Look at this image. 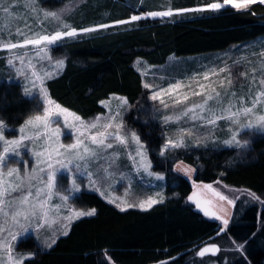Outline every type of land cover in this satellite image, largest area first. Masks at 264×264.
<instances>
[{"label": "trees", "instance_id": "trees-1", "mask_svg": "<svg viewBox=\"0 0 264 264\" xmlns=\"http://www.w3.org/2000/svg\"><path fill=\"white\" fill-rule=\"evenodd\" d=\"M156 1L144 0L137 7L125 0H86L73 12L85 9V17L74 27L82 29L128 19L137 12L159 9ZM171 1L173 9L213 2ZM102 11L105 16H101ZM64 19L70 20L71 16ZM55 30V24L50 26L49 32ZM260 35H264V5L256 3L239 11L226 7L113 25L51 45L52 59H63L64 65L45 82L49 96L82 118L104 113L100 101L110 94L125 96L129 103L126 120L138 130L153 170L165 176V198L146 211H121L100 195L82 191L74 198V205L95 208L96 214L74 221L68 235L59 236L48 250H42L31 235L20 240L17 251L35 254L24 264H108L105 254L114 264H264V205L247 195L229 193L235 204L225 228L220 220L194 207L188 200L192 183L174 172L175 163L183 161L196 168L198 181L220 183L264 198V133L255 135L239 156L232 147L177 149L159 155L162 128L159 122L148 118L145 108L150 106L149 90L143 87L142 76L134 67L139 58L162 65L171 55L222 51ZM40 110L38 100L26 97L19 82L0 81V120L6 125L17 127ZM221 228L225 231L219 232ZM210 242L219 244V253L198 256ZM240 244L244 245L242 250L238 248Z\"/></svg>", "mask_w": 264, "mask_h": 264}, {"label": "rangeland", "instance_id": "rangeland-1", "mask_svg": "<svg viewBox=\"0 0 264 264\" xmlns=\"http://www.w3.org/2000/svg\"><path fill=\"white\" fill-rule=\"evenodd\" d=\"M85 1L86 0H60L55 3V0H47L46 4H41L39 0H31V3H29V0H0V81L8 80L19 82L23 94L29 98H36L40 103L41 110L37 114H42L45 106L54 112L58 111L56 105L65 108L49 96L45 87V82L49 79L45 76V73H55V75H57L63 68L62 66L57 72L54 67L56 60L52 59L50 55V46L56 42L53 44L42 42L40 45H26L23 48L11 50H8L4 46L12 43L22 44L25 39H37L39 36L52 35L57 30L63 31L75 28L74 24L85 17V9H78L76 14L73 12ZM125 1H131V3L134 2L133 5H136L137 7L144 2V0ZM171 3V0L170 2L169 0H157L155 4L160 8L149 11L166 10L168 7H171ZM93 4L95 5L96 2H93ZM200 6L203 5L190 8ZM33 8H35V11H33ZM4 9H7L8 11L5 12ZM41 9L61 12L62 20L64 24L68 26V29L58 25L56 20H46ZM140 13L142 12H137L135 14ZM68 15L71 16V19H64ZM101 16H105L104 11L101 12ZM149 19L167 18L157 17ZM53 24H55L56 30L51 33L49 32V29ZM103 24L113 25V22ZM262 45H264V35H260L249 42L231 46L222 51L184 57L171 55L168 57L167 62L162 65L151 64L140 58L135 61L134 67L141 74L143 85L144 83H150L158 87H167L169 82L175 83L176 81H181L185 87L179 90L180 94L187 93L189 95V99L183 104L177 105L175 108L170 107L164 109L159 104V101H153L150 99L152 91L157 89H148L150 106H148L147 109L145 108V111L148 114V118L154 122H159L162 128L161 136L163 141L160 146L159 155H161L163 145L168 139L171 138L176 140L178 138L179 129L181 128L191 129L193 135L191 137L186 136L185 143L187 146L180 149H220L224 147H232L237 149V156H239L238 154L241 150H245L249 146L250 141L255 135L264 133V130L241 127L242 125H247L249 121L255 122L258 116L264 115V96H261L253 112L247 115L241 113L237 117V122L235 123L228 119H220L216 121L215 125H208L206 121L211 117L207 110L202 113L205 117L203 120L193 121L184 117L179 121L173 120L169 123H165L163 119L165 116L178 115L185 107L203 103L208 95L215 96V92L221 94L220 102L217 103L215 99L210 100L206 108L213 109L216 116L226 117L228 113L223 111V109L228 108L230 103L233 112L242 107H251L252 101L256 99L257 94L264 93V84L260 83L261 80H264V57H261L260 55ZM37 53H40V55H37ZM19 57H22L23 59L21 60ZM9 59L13 60L11 65L8 63ZM221 68H224L225 71L220 72L219 70ZM213 69H215V74H211V70ZM205 72L210 73L207 80L204 79L203 74ZM229 80L232 81L231 84H229ZM221 81H223V87L221 86ZM201 84L205 85L203 91L199 87ZM213 89H215V92H213ZM26 91L31 93V95H26ZM196 92H200L201 94L193 95V93ZM122 98L125 100L123 103ZM164 99L166 103L171 105L174 97L166 96ZM48 101H51V103H48ZM100 104L105 109L104 113H97L88 118H82L74 111L68 109L70 113H75L85 122H91L99 117L98 127L90 131L81 128L79 122L74 121L71 116H68L66 122L63 116L52 117L49 121V128L47 130L43 128L39 129L41 133L46 131L47 137L36 136L35 132L37 130L25 124L27 119L34 117L37 114L28 117L17 127H10L3 122L7 130L2 132L4 140H0V154H3L5 147L9 148L10 152L13 150V146L5 143V141L18 140L22 136L25 137V139L20 141L19 147L15 149L18 154L6 157V167L0 169V171H3L4 173L3 178L5 181L9 179L7 176V170L9 168L19 169L21 176H23L25 172H29L34 168L38 169L39 167H44L46 169L47 164H38L37 157L34 153L37 151H43L45 147L48 146V138H51L53 145L59 143H73L76 138L84 139L85 143L90 144L87 137L89 135H95L97 131H105L103 125L111 122L112 127L108 128L107 132L116 133L119 131V134L124 136L127 140V143L121 144L118 140L114 139L113 136H109L106 144L111 143L113 147L97 149L99 155L87 162L86 170L84 161H75L73 164L69 165L68 169L61 170L57 174V183L56 186L52 188L49 198V206L60 205L59 211L53 208V210L49 212L48 224L38 230L36 229V224L38 222L37 218H33L31 221H24L21 219V224H30L31 226L29 227L28 232L24 234L20 240L31 235L42 250H48L49 248L46 247V243H50L52 238L61 236L60 233L62 231L68 230L63 227L65 222L62 219L63 216L69 214L68 209H88L77 207L73 203L74 198L82 191L96 193L108 203L109 200L116 199V203L121 204L122 207L126 204H137L140 200L147 199L150 196L158 200L163 197L164 200L166 185L165 176L163 173L153 170L149 151L145 143L140 139L138 130L126 120V114L129 109L127 98L119 94H110L108 98L101 100ZM197 113H199V109H197ZM189 115H191V113ZM113 117H115L114 120H112ZM55 121H58V123ZM117 125H122V127L117 129ZM22 126L23 131H21ZM57 128L60 129L59 135L56 134ZM82 133L83 135H81ZM132 133H135L136 136L139 137V143L132 140ZM234 134L241 144H243L244 141H247V145L240 147L235 143L232 145L225 144L224 142L230 140ZM197 144L199 146H197ZM141 145H143V147H141ZM175 150L177 149L165 151L161 156ZM138 153H142L143 163L149 165L147 170L141 166L142 158ZM40 159L46 160V156L41 157ZM179 162L180 161H177L175 163L174 172L190 180L193 186L190 195H192L193 192H196L202 204L205 201L209 202L206 206L210 212L215 213V216H207L213 218L221 217V219L218 220L223 224V220H228L230 217L232 205L228 204L227 201H220L214 193L204 188V185L210 183L195 179V167L191 166L195 171L190 175H186L182 171L176 170V164ZM52 163L54 167H59L55 163V158ZM76 163L81 165V170H76ZM184 165L188 164L183 163L181 166L183 167ZM104 169H107V173L104 172ZM89 172L93 174L91 178L88 176ZM156 174L162 176V179H157ZM98 177H103V179L99 180L96 186L93 187L90 183V179L97 180ZM45 180L46 173H40L37 171L36 178L31 181V191L33 192V195H35L36 188L44 189V192L41 193L40 199H44L48 192V189L45 187ZM74 183L80 187V191H72ZM219 184L220 183L212 185L228 197L230 196L229 193H236L238 195H247L252 200H255L251 197L249 192L244 193L243 190H235L230 187L220 186ZM95 188H99L100 191H96ZM27 190L28 187L26 186L25 191ZM101 192L104 193L103 196L100 194ZM19 194L20 193H13L14 196ZM64 195H69L70 198L68 201H62L61 197ZM255 201L261 206L264 205V198L262 197H260V200ZM190 202L197 210L205 214L203 207L198 208L194 200ZM110 204L116 207V204ZM132 208L139 209L138 207ZM2 223L3 217H0V224ZM12 231L20 232V226L17 225ZM4 235L6 236L7 233ZM9 242L12 245L14 257L18 254L26 255L32 253L29 251H17L16 245L18 241L10 240ZM0 261H2V264H12V261L8 258V253L3 249H0Z\"/></svg>", "mask_w": 264, "mask_h": 264}, {"label": "snow or ice", "instance_id": "snow-or-ice-1", "mask_svg": "<svg viewBox=\"0 0 264 264\" xmlns=\"http://www.w3.org/2000/svg\"><path fill=\"white\" fill-rule=\"evenodd\" d=\"M170 2V0H169ZM29 3H31V0H29ZM264 4V0H222V2H218V0H213V2L207 3L203 6L196 7V8H180V9H173L171 7H168L166 10L162 11H147L142 12L140 14H134L131 15L128 19L124 20H116L113 22V25H125L130 24L135 21L140 20H146L149 18H170L173 16H179L183 13L187 12H202V11H219L221 9H224L226 7H231L236 10H244L249 8L252 4ZM66 10V9H65ZM5 12H7V9H4ZM33 11H35V8H33ZM43 12L44 18L47 19H53L56 20L58 25L61 27L68 29V26L64 24L61 16V12L58 11H48L41 9ZM64 11V10H61ZM113 25L109 24H100L93 27L88 28H82V29H76V28H70L68 30H57L52 35H43L39 36L37 39H25L22 44H8L5 45L8 50L16 49V48H23L26 45H40L42 42H47L48 44H53L54 42L60 41L64 37H75L79 33H91L98 31L99 29H106ZM262 51L260 53L261 57H264V45L261 46ZM37 55H40V53H37ZM21 60L22 57H19ZM50 59V57H49ZM9 65L13 63L12 59L8 60ZM64 65L63 59H58L55 61L54 67L56 68L57 72L59 69L62 68ZM220 72H224L225 69L221 68L219 70ZM35 74V73H33ZM211 74H215V69L211 70ZM55 75V73H45V76L47 78H52V76ZM204 79L207 80L210 73L205 72ZM232 81L229 80V84H231ZM261 84H264V80H261ZM221 86L223 87V81H221ZM146 89H154L157 90L152 91L150 99L153 101H159V104L164 108L168 109L170 107L175 108L177 105L183 104L185 101L189 99V95L187 93L180 94L179 90L184 88L185 85L181 81H176L175 83L169 82L167 84V87H158L150 83H144L143 85ZM201 90L205 88V85L201 84L199 85ZM42 91V90H41ZM213 92H215V89H213ZM26 95H31V93L25 92ZM200 92L193 93V95H200ZM235 95V94H233ZM174 97L172 104H168L165 102L164 97ZM261 96H264V93H258L255 100L252 101L251 107H242L238 109L237 111L233 112L231 110L232 105L229 104L228 108L223 109V111H226L228 115L225 116H216L214 113V110L211 108H206L208 105V102L210 100L215 99L217 103L220 102L221 94L219 92H215V96L208 95L203 103L200 104H193L190 107H185L182 112H180L178 115L175 116H165L164 122L169 123L173 120L179 121L184 117H187L193 121L195 120H203L205 117L202 115L206 110L209 112L210 117L208 118L206 123L208 125H215L217 120L220 119H228L232 121L233 123L237 122V117L242 113L244 115H247L251 112H253L254 108L256 107L258 101L260 100ZM125 102L124 98H122V103ZM48 103H51V101H48ZM56 108L58 111H52L48 107L43 108L42 114H37L34 117H30L25 121V124L30 126L33 129H36L35 132L36 136H44L47 137V132L41 133L39 131L40 128H43L47 130L49 128V121L52 119V117H60L63 116L65 122L68 119V116H71L74 121L79 122V125L81 128H84L86 131H90L92 129H96L98 127L99 117H97L95 120L91 122H85L82 120L81 117L77 116L75 113H70L68 109L62 108L59 105H56ZM197 109H199V113H197ZM191 113V115H189ZM115 117L112 118L114 120ZM58 123V121H55ZM75 126V125H73ZM112 127L111 122L108 124L103 125V128L105 131H97L95 135H89L87 139L90 141V144L85 143L84 139L76 138L73 143L69 144H63L59 143L56 145H53L51 142V138L49 139V144L43 151H37L34 153V155L37 157L38 164L46 163L47 168L39 167L32 169L29 172H25L23 176L20 175L19 169H12L9 168L7 170V176L9 179L5 181L4 173L3 171H0V217H3V223L0 224V249H3L8 253V258L10 261H12V264H24L25 260L31 259L32 256H34V253H28L26 255L24 254H18L16 257L13 256V248L11 241H20V238L26 234L29 230L30 224H21V219L24 221H31L33 218H37L38 222L36 224V229H40L44 227L46 224H48V217L49 212L53 210V208L57 211L60 209V205H54L49 206V198L51 195V190L56 186L57 183V174L64 169H68L69 165L73 164L75 161H84L85 162V170L87 162L92 159L96 158L99 153L97 149L99 148H112L113 145L111 143H107L106 141L109 136H113L114 139L118 140L121 144L127 143V140L124 136H121L119 134V131L116 133H109L107 132V129ZM117 129L121 128L122 125H117ZM241 127H247L249 129H259L264 130V115H260L256 118L255 122L249 121L247 125H242ZM7 130L4 126V123L2 120H0V140H4V137L2 135V132ZM21 131H23V126L21 128ZM56 134H60V129H56ZM83 135V133L81 134ZM193 135L191 129H179V136L176 140L168 139L167 142L163 145V150L161 152V155L164 154L165 151H168L170 149H180L186 147L185 138L186 136L191 137ZM131 138L133 141L139 143V137L136 136L135 133L131 134ZM25 139V137H20L18 140H12V141H5V143L10 144L13 146V150L10 152L9 148L5 147L3 150V154H0V169H3L6 167V157H10L12 155L18 154L15 149L19 147L20 141ZM227 145H232L235 143L237 146L244 147L247 145V141H244L243 144L239 140L236 139V135L234 134L233 137L230 140H227L224 142ZM197 146H199L197 144ZM143 147V145H141ZM141 155V166L147 170L149 167L148 164L143 163V155L142 153H138ZM46 160H41V157H45ZM55 158V163L59 167H54L52 161ZM183 161H180L176 164V170L182 171L186 175H190L195 169L191 167V165H184L183 167ZM76 170H81V165L79 163H76L75 165ZM39 171L40 173H46V180L44 181L45 187L48 189L47 194L45 195L44 199H40L41 193L44 192V189L36 188L35 195H33V192L31 191V181L36 178V173ZM104 172L107 173V169H104ZM15 174V176H14ZM151 174V173H150ZM93 174L91 172L88 173V176L91 178ZM157 179H162V176L159 174H156ZM103 177H98L97 180H91L90 183L93 185V187L96 186L99 180H102ZM28 187V190L25 191V187ZM205 189L210 190L212 193H214L220 201H227L228 204L234 205L235 200L230 199L227 195L223 194L222 192L218 191L216 188L213 187L212 184H206L204 185ZM96 191H100L99 188H95ZM72 191H80V187L78 185L73 186ZM13 193H20L19 195H13ZM102 196L104 195L103 192L100 193ZM250 195L255 200H260V197L256 196L255 193L250 192ZM69 195H64L61 197L62 201H68ZM163 200V197H161L159 200L154 199L153 197H148L147 199L140 200L137 204H126L125 206H121V204L116 203V199L109 200V203L116 204V207H118L121 211L127 210V208L132 207H138L141 210H148L153 207V205L161 203ZM189 201H195L196 206L203 207L205 215L215 216V213H212L209 211L208 207L206 206L207 201L201 202L196 192H193L192 195L188 197ZM69 214L67 216H63L62 219L65 222L63 224V227L68 229L66 231H62L60 234L67 236L68 231H70L71 224L76 221L80 220L86 217H92L96 214V209H77V208H69L68 209ZM217 219H221V217H216ZM264 222V221H262ZM229 221L227 219L223 220V224L226 226L228 225ZM17 225L20 226L21 231L20 232H13L12 229L15 228ZM225 228H221L219 232H224ZM7 233L5 236L4 234ZM219 234V233H218ZM256 234L253 233L252 236L254 237ZM58 237L52 238L50 243H46V247L51 248L52 245H54L57 242ZM244 245L240 244L238 245L239 249H243ZM219 251V248L216 244H209L206 247H203L200 249V251L197 253L198 256L203 257L207 253H216ZM105 261L108 262V264H114L112 262L111 257L107 256L105 254ZM0 264H2V261H0ZM159 264H166V262L161 261Z\"/></svg>", "mask_w": 264, "mask_h": 264}, {"label": "water", "instance_id": "water-1", "mask_svg": "<svg viewBox=\"0 0 264 264\" xmlns=\"http://www.w3.org/2000/svg\"><path fill=\"white\" fill-rule=\"evenodd\" d=\"M209 244H216L217 246H218V248H219V251H220V246H219V244L218 243H216V242H210V243H207V244H205L203 247H206V246H208ZM202 247V248H203ZM219 251H217L216 253H207V255H211V256H216L218 253H219Z\"/></svg>", "mask_w": 264, "mask_h": 264}]
</instances>
